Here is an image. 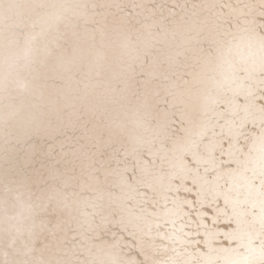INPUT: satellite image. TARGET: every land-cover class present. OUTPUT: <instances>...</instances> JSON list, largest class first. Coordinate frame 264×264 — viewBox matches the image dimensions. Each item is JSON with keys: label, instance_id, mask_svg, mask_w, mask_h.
<instances>
[{"label": "snow or ice", "instance_id": "1", "mask_svg": "<svg viewBox=\"0 0 264 264\" xmlns=\"http://www.w3.org/2000/svg\"><path fill=\"white\" fill-rule=\"evenodd\" d=\"M0 264H264V0H0Z\"/></svg>", "mask_w": 264, "mask_h": 264}]
</instances>
